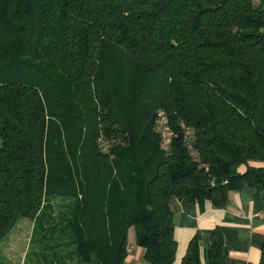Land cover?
Masks as SVG:
<instances>
[{
  "label": "trees",
  "instance_id": "trees-1",
  "mask_svg": "<svg viewBox=\"0 0 264 264\" xmlns=\"http://www.w3.org/2000/svg\"><path fill=\"white\" fill-rule=\"evenodd\" d=\"M245 185L264 188V0H0V243L28 217L48 264H122L134 228L173 264L172 197Z\"/></svg>",
  "mask_w": 264,
  "mask_h": 264
},
{
  "label": "crops",
  "instance_id": "crops-1",
  "mask_svg": "<svg viewBox=\"0 0 264 264\" xmlns=\"http://www.w3.org/2000/svg\"><path fill=\"white\" fill-rule=\"evenodd\" d=\"M170 207L177 241L173 264H181L194 240L200 246L202 264H208L207 251L216 233L223 239L225 264H259L264 245V188L260 185H245L231 190L224 206L214 204L209 198L187 201L172 197ZM33 235L32 231L31 245L34 244ZM127 250L128 255L122 264H149L145 259V249L135 242V235ZM54 257L55 262L65 264L64 249ZM66 259L69 263V251Z\"/></svg>",
  "mask_w": 264,
  "mask_h": 264
},
{
  "label": "rangeland",
  "instance_id": "rangeland-1",
  "mask_svg": "<svg viewBox=\"0 0 264 264\" xmlns=\"http://www.w3.org/2000/svg\"><path fill=\"white\" fill-rule=\"evenodd\" d=\"M34 229L35 221L31 218L25 217L18 221L0 245V264H48L43 262L41 254L36 255V252H41L38 245L30 244L32 231L35 235ZM134 235L135 229L132 228L129 232L130 243H132ZM48 260L53 261L51 264H62L55 262L51 255L48 256ZM66 264L72 263L67 262Z\"/></svg>",
  "mask_w": 264,
  "mask_h": 264
},
{
  "label": "built area",
  "instance_id": "built-area-1",
  "mask_svg": "<svg viewBox=\"0 0 264 264\" xmlns=\"http://www.w3.org/2000/svg\"><path fill=\"white\" fill-rule=\"evenodd\" d=\"M157 128L161 131L162 136H163L166 144H168L170 141L171 133H170V129L168 127V117H167L164 110L158 111Z\"/></svg>",
  "mask_w": 264,
  "mask_h": 264
}]
</instances>
